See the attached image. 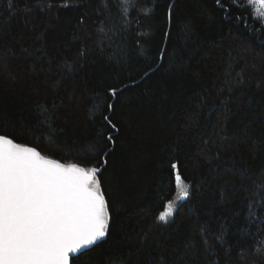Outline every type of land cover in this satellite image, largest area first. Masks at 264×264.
Wrapping results in <instances>:
<instances>
[{
  "label": "trees",
  "instance_id": "1",
  "mask_svg": "<svg viewBox=\"0 0 264 264\" xmlns=\"http://www.w3.org/2000/svg\"><path fill=\"white\" fill-rule=\"evenodd\" d=\"M117 3L0 0V134L101 170L108 234L72 264H264V27L247 0Z\"/></svg>",
  "mask_w": 264,
  "mask_h": 264
},
{
  "label": "snow or ice",
  "instance_id": "2",
  "mask_svg": "<svg viewBox=\"0 0 264 264\" xmlns=\"http://www.w3.org/2000/svg\"><path fill=\"white\" fill-rule=\"evenodd\" d=\"M247 4L264 27V0ZM115 7L118 15H126L132 5L118 0ZM140 11L147 15L152 9ZM100 171L65 165L0 134V264H70V254L106 237L111 217L97 176ZM175 183L188 197L178 172ZM171 213L169 203L159 219Z\"/></svg>",
  "mask_w": 264,
  "mask_h": 264
},
{
  "label": "rangeland",
  "instance_id": "3",
  "mask_svg": "<svg viewBox=\"0 0 264 264\" xmlns=\"http://www.w3.org/2000/svg\"><path fill=\"white\" fill-rule=\"evenodd\" d=\"M254 14H255V13H254ZM255 16H256V15H255ZM184 184H185V183H184ZM185 185H186V184H185ZM186 186H187V185H186ZM187 190H188V186H187ZM182 199H184V197H183V195H182V192H181L180 188L178 187L174 199L172 200V202H170V204L172 205V213L166 218V220H168L169 218H171V216L173 215L174 210H175V208H176V204H177L180 200H182ZM168 204H169V203H168ZM168 204H167V206H168ZM167 206H166V208H165V210H164L163 212L167 211Z\"/></svg>",
  "mask_w": 264,
  "mask_h": 264
},
{
  "label": "water",
  "instance_id": "4",
  "mask_svg": "<svg viewBox=\"0 0 264 264\" xmlns=\"http://www.w3.org/2000/svg\"><path fill=\"white\" fill-rule=\"evenodd\" d=\"M50 159V158H49ZM54 160V159H53ZM59 162V161H58ZM61 163V162H60ZM65 165H71V164H65ZM100 169V168H99ZM97 176H98V173H97ZM105 238V237H104ZM103 238V239H104ZM102 239V240H103ZM102 240H100V241H102ZM100 241H98L97 243H99ZM96 243V244H97ZM96 244H94V245H96ZM94 245H92V246H89V247H87V248H85V249H82L79 253H73V254H70V264H72V258L73 257H75V256H77V255H79L80 253H82L83 251H85V250H87V249H89V248H91V247H93Z\"/></svg>",
  "mask_w": 264,
  "mask_h": 264
}]
</instances>
